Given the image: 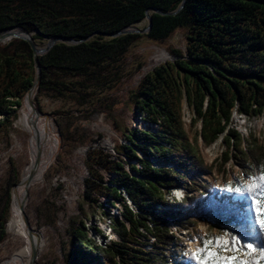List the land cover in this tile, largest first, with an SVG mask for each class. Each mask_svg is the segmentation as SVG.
<instances>
[{"label":"trees","instance_id":"16d2710c","mask_svg":"<svg viewBox=\"0 0 264 264\" xmlns=\"http://www.w3.org/2000/svg\"><path fill=\"white\" fill-rule=\"evenodd\" d=\"M147 15L150 29L120 33ZM148 25L149 20L143 29ZM12 28L32 34L38 48L51 38L62 39L37 55L41 76L34 101L41 112L45 99L65 106L51 112L66 116L64 146H88L82 198L109 219L118 237L98 244L91 233L103 235L101 228L74 222L67 264H169L159 249L174 242L168 224L181 215L166 208L178 204L172 189H185L180 206L191 201L189 191L201 195L206 189L195 179L205 171L199 138L205 145L222 138L236 151H223L224 161L235 158L251 170L264 164V142L230 126L235 110L249 118L264 113V0H0V32ZM180 30L185 48L170 46L176 59L156 66L131 91V114L143 126L124 127L125 142L97 147L90 130L67 123L110 109L125 79L145 64L136 53L141 42L163 44ZM36 78L31 44L23 38L1 42L0 142L9 141ZM184 100L194 115L193 138L183 120ZM5 176L0 251L8 237L13 189L21 181L13 158ZM261 237L264 241V230Z\"/></svg>","mask_w":264,"mask_h":264},{"label":"rangeland","instance_id":"374dc122","mask_svg":"<svg viewBox=\"0 0 264 264\" xmlns=\"http://www.w3.org/2000/svg\"><path fill=\"white\" fill-rule=\"evenodd\" d=\"M147 23L148 20L137 24L136 27L145 30L143 28ZM170 46L182 50L185 48L184 33L181 30L163 44L147 40L141 42L136 48V53L145 64L130 78L125 79L122 88L115 95L117 102H114L110 109L100 108L91 116H87L88 119L71 118L67 120V123L69 121L72 127L85 131L90 130L94 135V145L97 147L111 149L115 142L121 140L125 142L124 127L141 128L143 126L131 114V91L156 66L176 59L168 50ZM34 97L35 93L31 98L32 106H35L40 113ZM41 102L44 107L42 113L49 115L48 117L44 116L52 121L56 132L54 158L47 167L43 182L31 189L22 216L27 224L42 234L44 240L42 252L35 264H67L66 254L70 246V231L74 222L82 220L90 227L101 228L104 232L103 235H99L95 231L91 233L92 238L98 244L109 243L110 240H115L118 237L111 229L109 219L101 217L99 210L82 198L84 181L89 177L86 166L88 146L80 143H76L74 147L64 146L65 141L61 130L65 127L66 116H55L51 112L65 106L61 102H52L49 99ZM182 107L185 127L190 138H193L195 131L192 126L193 111L186 100L183 101ZM196 126L200 127L201 125L198 123ZM230 126L247 139H258L264 142V113L261 116L249 118L235 110ZM99 134L100 136H98ZM16 138L20 140V144H17ZM198 146L205 171L196 174L195 179L206 185V189L201 195L189 191L187 194L192 195V199L185 206H180L182 198L185 196V189L182 186L172 189L171 196L178 201V204L166 206V208L176 214L179 212L181 215L177 216V220H175L177 223L169 222L168 224L174 233L172 238L174 242L159 249V252L162 253L161 256L167 259L169 264H198L191 253L198 247H204L206 239L212 240L216 236H222L227 237L230 243L235 244L244 252H247V249L243 246L251 243L256 252L250 255V262L253 264L260 261L258 252L260 248H264V243H262L264 241H260L262 230L255 223L249 197L247 194L237 193L235 188L246 183L248 177L259 176L261 170L264 169V164L256 165L251 170L238 164L235 158L224 161L223 151L228 150L233 153L236 151L224 146L222 138L211 145H205L199 138ZM244 146H247V143ZM30 148L32 149V145L28 141L27 134L16 129L14 124L9 141L0 142V181L6 178L9 158L15 160L21 180L24 178L25 171L33 162ZM46 150L48 151V149ZM38 157L42 158V154L40 153L36 158ZM19 185L13 191H17ZM229 185H231L232 191L228 190ZM171 201L172 199H170ZM116 213L118 211L113 210L111 214ZM144 247L152 250L150 246ZM212 247L215 248L216 245L213 244ZM11 250V246L6 240L0 251V263L8 258ZM208 264H212V262L209 261Z\"/></svg>","mask_w":264,"mask_h":264},{"label":"bare ground","instance_id":"6f19581e","mask_svg":"<svg viewBox=\"0 0 264 264\" xmlns=\"http://www.w3.org/2000/svg\"><path fill=\"white\" fill-rule=\"evenodd\" d=\"M31 98L33 95L28 94L24 100L15 125L16 129L24 131L28 136L32 145L31 159L34 161L40 153L42 158H37L35 165L28 166L23 181L17 191H13L12 215L6 224L7 242L12 250L8 258L0 264H35L44 244L42 234L27 224L22 215L31 189L43 182L47 167L54 158L56 132L52 121L41 115L35 106L30 105ZM16 142L20 144L18 138Z\"/></svg>","mask_w":264,"mask_h":264},{"label":"snow or ice","instance_id":"6c2138e0","mask_svg":"<svg viewBox=\"0 0 264 264\" xmlns=\"http://www.w3.org/2000/svg\"><path fill=\"white\" fill-rule=\"evenodd\" d=\"M228 190L232 191L231 185ZM235 191L251 196L255 223L261 230H264V169L261 170L259 176L248 177L247 182L242 186L238 185ZM213 244L216 245L215 248L212 247ZM243 247L247 249V252L230 243L227 237L216 236L212 240L206 239L204 247L196 248L191 255L198 261V264H208L209 261L212 264H251L249 257L253 252H256V249L251 243ZM258 255L260 259H264V248L259 249Z\"/></svg>","mask_w":264,"mask_h":264},{"label":"water","instance_id":"95a60500","mask_svg":"<svg viewBox=\"0 0 264 264\" xmlns=\"http://www.w3.org/2000/svg\"><path fill=\"white\" fill-rule=\"evenodd\" d=\"M147 18L149 20V25H148V27L145 30H141V29L137 28L136 26H131V27L127 28V29L122 30L120 33H124V32H126L128 30L129 31H132V32L147 31L148 29H150L152 27V19H151L150 15H147ZM12 38H23V39L27 40L31 44V46H32V48L34 50L35 62H36V67H37V78H36L35 82L33 83L32 87L30 88V90L28 91V93L25 95V97L28 94L34 95L35 90L38 87V83H39L40 76H41V69H40V65H39V61H38L37 55L38 54H44V53H46L57 41H60L62 39H60L58 37L51 38L47 42L46 46H44L42 48H38L37 45H36V43H35V41H34V38L32 37V34H30L29 32H27L24 29H21V28H12V29H9V30L0 32V43L1 42H6V41H8V40H10ZM69 41H71V42H77L75 40H69ZM29 103L31 105H33V103H32L31 100H30ZM40 114L46 115V114H44L42 112H40ZM46 116L48 117L49 115L47 114ZM36 161H37V158H35V160L32 162V166L36 164ZM33 173H34V171L32 172V174ZM22 181H23V179L15 187H17Z\"/></svg>","mask_w":264,"mask_h":264}]
</instances>
